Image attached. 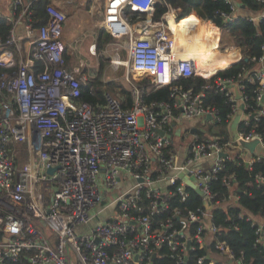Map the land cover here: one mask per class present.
<instances>
[{"label": "built area", "instance_id": "2783aa9c", "mask_svg": "<svg viewBox=\"0 0 264 264\" xmlns=\"http://www.w3.org/2000/svg\"><path fill=\"white\" fill-rule=\"evenodd\" d=\"M38 1L45 3L47 15L41 25L34 18ZM223 1L229 6L218 13L224 26L239 17L253 25L264 19V11L245 13L241 0ZM103 2V29L122 41L130 72L152 78L155 89L168 88L171 100L145 104L142 88L127 77L130 109L107 94L104 103L82 101L89 79L79 67L65 66L62 0H0V21L7 26L0 35V264H71V259L74 264H153L164 246L169 264H187L190 251H201L194 264H247L217 238L231 225L217 226L213 217L214 210L237 204L235 185L229 179L220 182L221 196L211 181L225 161L249 167L264 158L255 154L258 148L264 151V135L257 131L264 117V65L258 66L264 57L254 77L244 68L237 77H222L220 72L241 60L239 49L225 45L224 29L188 11L189 5ZM158 7L165 10L153 19ZM188 16L197 22L185 24L178 38L170 22L177 25ZM204 21L220 29V45L237 54L211 79L186 56L195 55L185 46L196 40ZM113 64L118 67L120 61ZM191 77L211 81L198 92L183 89L179 80ZM246 78L259 83L253 104L242 85ZM204 89L228 103L227 139L205 138V131L193 125L181 129L187 122L208 128L222 122L219 110L205 105ZM238 114L241 119L234 123ZM179 139L188 142L180 165L173 150ZM255 140L252 152L243 146ZM126 178L132 182L120 188ZM254 184L264 186V176L256 175ZM190 190L199 205L185 211L171 206L173 198L186 202ZM159 214L165 217L154 226L152 217ZM247 214L255 244L263 243L264 216Z\"/></svg>", "mask_w": 264, "mask_h": 264}, {"label": "trees", "instance_id": "16d2710c", "mask_svg": "<svg viewBox=\"0 0 264 264\" xmlns=\"http://www.w3.org/2000/svg\"><path fill=\"white\" fill-rule=\"evenodd\" d=\"M73 1V0H72ZM92 0H87L85 8L88 9ZM172 7H182L189 5L188 11L193 12L197 17L203 19L208 18L212 20L217 26L221 27L225 31V39L227 46H235L239 49L241 60L232 65L226 71L220 72L222 77H237V74L242 68L249 71L248 75L254 77L253 69L256 68L260 57H264V19L259 21L256 25L251 24L244 18H238L232 23L223 25L222 18L218 15L221 11H229V6L224 3L223 0H168ZM245 8L250 12L264 11V2H258L257 0H241ZM72 3V2H71ZM45 3L38 1L34 4V18L38 25L46 22L47 15L44 11ZM165 10V8H159L157 13L154 14L153 19H157L158 16ZM185 24L187 22H197L194 16H188L184 19ZM184 24V25H185ZM218 28L211 23L210 30L203 37H200L199 44L206 45L215 36ZM7 26L3 20L0 21V35L5 34ZM98 39V51L103 47L105 43L112 42L113 37L105 32L103 29H99L97 33ZM237 56L236 50H233L227 54L229 64H224L216 68L212 73L202 71L201 74L210 78L211 75L217 71L228 67L232 64L233 59ZM66 68L70 69L69 57L67 55ZM243 58H247V61H243ZM102 62L99 66L98 73L101 72ZM216 71V72H215ZM215 72V73H214ZM99 75V74H98ZM249 77V78H252ZM134 83L138 82V79L132 78ZM211 80H205L201 77H191L179 80V84L183 89H192L194 92L202 90L203 86L207 85ZM245 93L248 97V101L253 104L255 98V91L259 87V83L255 80L250 82L247 78L242 81ZM111 91L117 97H119L121 107L123 109H130L132 106V93L129 89L124 88L117 82L103 83L99 80V77L90 78L89 83L81 89V100L90 104L104 103V93ZM204 102L208 107H216L223 120L217 125V131L214 135L219 136L221 139H227L229 131L226 124V116L229 112L228 103L221 95L214 94L213 91L204 89ZM142 99L145 104L152 102H170V90L166 87L155 89L153 86L142 88ZM257 131L264 135V117L261 118L257 124ZM264 138V136H263ZM264 176V158L255 161L251 166L246 167L244 163L240 161H225L221 164V169L214 175L211 182L213 192H217L223 196L225 189L220 182H224L225 179H229L232 185H235L234 193L239 196L237 204L228 206L226 209H216L213 211L215 225L227 226L229 228L223 230L220 235L217 236L219 240H224L231 250L236 255H242L244 261L247 264H264V241L261 244H255L256 235L254 229L251 227V223L247 220V213L255 216H264V186L257 187L255 182V176ZM199 196L190 190L189 199L186 202H179L177 198H173L171 206L185 211L187 209L194 208L199 205ZM243 212L242 218H237V214ZM165 214L154 215L152 223L154 226L164 219ZM226 221V222H225ZM234 226L236 228H234ZM191 230L194 229V225L190 226ZM169 249L164 246L158 253L153 264H169L173 261L170 258ZM201 254V251L189 252L187 257V264H194L196 257ZM6 264H13L8 262ZM203 264H207L204 262Z\"/></svg>", "mask_w": 264, "mask_h": 264}, {"label": "rangeland", "instance_id": "374dc122", "mask_svg": "<svg viewBox=\"0 0 264 264\" xmlns=\"http://www.w3.org/2000/svg\"><path fill=\"white\" fill-rule=\"evenodd\" d=\"M86 2L87 0H73L71 3L70 0L67 3L66 0H62V5L66 13V22L62 37L65 45L67 46L70 68L79 67L80 70H82V74H84L88 79L94 78V76L99 77V80L103 83L117 82L127 89H129L127 77L131 81L132 78L138 79V82L135 84L141 88L145 86L147 88L150 85L152 86L154 82L152 78L139 74H137L138 76L131 74L130 69L125 63L127 57L121 40L113 37V41L111 43H105L100 51H98L97 33L99 29H103L102 20L104 2L103 0H92L88 9L85 8ZM206 26L205 22H201L198 36L204 33ZM220 34L222 36V32ZM207 36L205 34V38H207ZM221 36H214L212 40L207 43L206 48L208 49V47H212V45L222 48L223 46L220 45ZM224 39L225 35L223 36V42L225 44L226 40ZM117 60L120 61V65L118 67L113 64V62ZM101 62L102 69L101 72L98 73ZM104 94L116 98V95L111 91ZM190 125L204 130L205 136L203 137L205 138L214 135L218 129L217 125H209L208 128V126L203 127L194 121L184 123L180 126L184 132L186 127L190 128ZM187 145V141L179 139L178 145L173 148L174 152L177 154L179 165L183 162ZM130 180L131 179L128 178L121 180L119 187L122 188V184L124 182H130ZM37 227L44 236H50V230L47 227L42 225H38ZM71 264H74L73 259H71Z\"/></svg>", "mask_w": 264, "mask_h": 264}, {"label": "crops", "instance_id": "0c3cea01", "mask_svg": "<svg viewBox=\"0 0 264 264\" xmlns=\"http://www.w3.org/2000/svg\"><path fill=\"white\" fill-rule=\"evenodd\" d=\"M244 12L247 13V14L251 13L248 10H245ZM182 21H184V20H182ZM186 23H189V22L186 21ZM183 26H184V24L182 25V28H183ZM177 37L180 38L181 36L177 35ZM181 41H182L181 44H184L185 41L182 40V39H181ZM199 41H200V37H196V40L193 43H191L190 45L185 46L187 48L186 50L189 52L188 54L199 53V55L196 57V62L198 64V67H200V68L201 67L202 68L203 67H205V68L207 67L209 69V73H212L216 68H218V67H220V66H222L224 64H229L230 63L229 62L230 60L227 59V54L229 52H231V51H228V52L225 53L223 51V47L220 48V47H217L215 45H212V47H208V51L206 53L205 52V47H206L207 44L202 46V45L199 44ZM262 65H264V61H263V63L258 64V66H262ZM240 119H241V116L239 114L236 115V118L234 119V123L236 121L240 120ZM255 154L264 156V151H263L262 148H258L255 151ZM248 156H249V154H247V157ZM130 182H132V181L130 180Z\"/></svg>", "mask_w": 264, "mask_h": 264}, {"label": "bare ground", "instance_id": "6f19581e", "mask_svg": "<svg viewBox=\"0 0 264 264\" xmlns=\"http://www.w3.org/2000/svg\"><path fill=\"white\" fill-rule=\"evenodd\" d=\"M205 22V21H204ZM182 23V24H181ZM170 24L172 25V28L175 30V34H176V36L177 35H179V36H181V32H182V30H183V28H182V25L183 24H185V21H181V22H179L177 25H174L173 24V22H170ZM205 24L207 25L206 27H205V29H204V33L206 34V32H208L209 30H210V26H211V22H205ZM221 30L220 29H218L217 31H216V34H215V36L217 35H219V36H221ZM204 36V34L202 33L201 35H200V37H203ZM199 37V36H198ZM210 46V45H209ZM234 49H226V48H223V51L226 53V52H228V51H233ZM207 51H208V49L205 47V52L207 53ZM192 54V53H191ZM199 55V53H195V55H193V56H190V55H187V57H191V58H195V60H196V57ZM198 68H200V67H198ZM202 71H205V72H207V73H209V69L206 67H201L200 68ZM216 72V71H215ZM214 72V73H215ZM131 74H134V75H136V76H138L137 74L138 73H136V72H134V71H132L131 72ZM212 76V75H211ZM130 82H132L131 80H129ZM132 83H134V82H132ZM135 84V83H134ZM136 85V84H135Z\"/></svg>", "mask_w": 264, "mask_h": 264}, {"label": "water", "instance_id": "95a60500", "mask_svg": "<svg viewBox=\"0 0 264 264\" xmlns=\"http://www.w3.org/2000/svg\"><path fill=\"white\" fill-rule=\"evenodd\" d=\"M243 61H247V58H243ZM234 89L236 90V86H234ZM236 92H237V90H236ZM237 98H238V95H237ZM262 99H264V94L262 96ZM160 133L162 134V132H160ZM257 143H258L257 140H255V141H252V142H250L248 144H243V146L246 147L248 150H250L252 152ZM220 156L223 157L224 154H220ZM52 172H53L52 169H49L48 170V173H52ZM179 177L180 178H183V175L181 174V175H179ZM187 182H191V181L189 180ZM189 186L191 188H194L193 185L190 184V183H189ZM195 192L198 193V194H200L199 190H197V189H195ZM263 228H264V226H263Z\"/></svg>", "mask_w": 264, "mask_h": 264}]
</instances>
